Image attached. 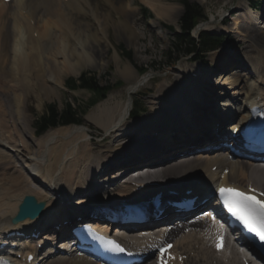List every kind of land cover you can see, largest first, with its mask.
I'll return each mask as SVG.
<instances>
[{
	"label": "bare ground",
	"instance_id": "obj_1",
	"mask_svg": "<svg viewBox=\"0 0 264 264\" xmlns=\"http://www.w3.org/2000/svg\"><path fill=\"white\" fill-rule=\"evenodd\" d=\"M62 1L63 0H14L10 4H5L4 0H0V40H5L4 49L6 53L2 56L8 62L6 66L7 71H3L7 76H14L16 71H20L25 67L27 69L30 65H35L39 67L38 76L44 79L47 78V75L50 73L47 72L45 66H41L40 56L43 58V55H40V50L39 47L36 46L37 41L35 42V40H43L44 43L45 40H51V50H54L56 47L54 40H60L58 43L59 48L54 51L64 59V65L60 69L59 67H52L54 68L52 69L53 74L56 73V78L52 81L58 87L61 84L60 81L63 75H74L78 77L83 68H95L91 60L90 62L92 65L88 63L90 57L86 51L83 50L81 53H78L79 51L77 52V47L74 46V43L72 45L68 42V40H76L77 45H80L82 49L86 48L83 41H80L84 40L81 33H71L75 28L72 23L74 16L71 14L76 11L78 12L77 17H80L81 14L79 11L82 9L80 6L82 4L84 8L88 0H84L83 3H81V0H69L68 5L62 3ZM29 2L31 3L30 8L27 6ZM108 2L112 4L113 7L116 5L113 0H108ZM143 2L155 11L159 17L170 21H175L180 18L183 13L182 8L178 4L164 5L158 0H143ZM38 3H40V7L45 5L44 11H39L41 13L38 17L40 20L37 19L38 22L40 21V23L43 24V28L45 29L43 30V34H40V37L36 36L37 38H35L32 31L28 29L29 27L31 28V26L27 25L31 24L23 17V12L28 8L31 11L33 8L37 9L36 5ZM115 9H117V11L127 10V8L122 5ZM3 11L6 13L3 14ZM224 14L225 12H220V16L224 17ZM53 15H57L56 22L58 25H66L67 29H69L65 33H62L60 37L50 30V26L55 22L53 18L47 19V17H53ZM70 16H72V19ZM232 17L228 16L224 18L223 21L226 22L227 19L229 20V18ZM22 25L25 29H23ZM75 25H77V23H75ZM203 26L208 27V23H204ZM241 27L242 31L248 34V38L258 49V52L264 54V36L260 35L255 29H252L248 25ZM27 47L29 48V53L26 52ZM44 51L46 52V50ZM54 51L52 54H56ZM72 57H74L75 62L71 61ZM224 59L225 58L218 57L214 58V61L218 63L217 65L220 63V66L228 65L226 59ZM220 60L223 62H220ZM250 67L255 71L258 77L253 80L254 83L250 87H248V85L246 86V90L248 91V103L242 107L239 113L234 114L224 111L223 114H220L211 112V109L208 108L210 105H202V101H204L205 97H203L202 92L200 93L195 90L196 83H191V86L194 87L188 88L187 90L184 87H188L187 85L189 84L182 83L184 84L182 89H172L177 88V86L170 87L172 90L170 88H164L162 89L161 95L157 94L155 90L156 99L160 101L158 103L159 108L156 107L153 116L143 122L145 124L143 126L147 127L146 129L135 126H125L124 130H118L132 112L133 96L150 80L149 74L138 77L136 73H132V67L130 65L126 66V81L129 84L126 90L128 101L124 104L116 103L115 105H102L98 107L97 115L102 124V128L108 132L113 131V138L117 140V142H122L121 138L126 140L123 144H129L128 146H134L136 144L133 143V139L128 141V137H133L135 139L132 135L135 134L133 132L136 128L143 129V131H158L162 133V135L159 139L155 136H148L143 139L139 138L140 141L138 143L143 145L141 151L143 157L127 165L125 170L114 172L113 176L109 178H107V176L103 178V185L95 182L98 180L96 177L100 175L101 172L103 173V170L107 173L109 169H115V165L126 162L125 160L128 158L133 156V158L137 157L135 153L126 156H115L108 164L103 163L100 166L97 165V172L94 176H90V167L92 165L89 161L84 160V158H88V156H86L87 153H79L80 144L83 142L84 145H87L85 143L88 141L86 138L89 134V130L84 129V127H65L51 133L49 132L50 134H46L43 138L37 140V146L40 147L39 153H37L39 154L38 156L34 154H27L28 156L22 154V152L29 148V144L27 141H24L22 136L20 137V134L18 135L19 143L22 142L21 144L24 145L23 151H20L23 148H19L22 146H18L16 143L14 145L11 139H7L4 132L1 131L5 139H2L3 136L0 135V158L2 159L1 161L4 162V165L0 162V238L2 236L6 237V234L20 229L26 231L28 235H32L34 230L38 228V230H41L51 225L64 224V221L73 218L72 214L75 212L77 216L86 217V215H88L87 211L82 207H86L87 204L94 205V203L97 202L109 204L112 203L113 200L119 203L122 199L138 203L160 192L179 190L180 188L184 189L191 186L195 187L200 180L199 175L201 173L205 174V182L207 181V183L228 184L245 188L252 186L264 191V162H262V159H259V162L252 160L248 161L244 158H235L234 161H231L228 159L230 152L224 148L225 145L214 147L216 142H225L226 139L224 137L227 134L225 125H229L228 128H231L230 131L234 129L239 130L241 124H246L247 121H249L250 116L257 117L259 114L264 113V111H261V109H264V62L254 61L251 63ZM198 68L199 66L197 65L195 66V70H190L189 72H193L192 74L196 75V77L204 78ZM184 75L187 76L186 74ZM189 75L190 74H188V76ZM234 76L236 77L233 79L228 77L230 79L228 85L231 87V90L236 88L239 89L240 85L238 84V80L242 77L241 74L237 75L236 73H234ZM49 80H51V78H49ZM14 82L16 88L17 85L18 88L22 86L20 84L21 81L19 82L17 78ZM41 85L47 90L48 86L46 87L43 82H41ZM49 92L47 91V93ZM211 94L212 92L208 93L206 96L210 97ZM238 97L235 98V101ZM2 100H4L3 97L0 101ZM20 103V98L14 96L13 105L11 104V106H13L17 114L18 122L16 123L18 126L22 124V121H19L22 116ZM155 104L156 103H152V105ZM4 108L7 109V106ZM196 112L201 116L199 121L194 119V116L197 115ZM202 112L205 113L202 114ZM3 119L4 118H1L0 126L3 125ZM233 120H235V122H233ZM123 132H125L126 135H123ZM169 134H171L170 137L166 136ZM29 136L32 138L33 135L29 134ZM227 142H230L229 145L233 143L232 140ZM60 143L62 145H60ZM162 143L164 144L162 145ZM70 144H72V147L69 149L65 148L63 152L61 148ZM158 145L162 146L157 147V149L149 150V147L156 148ZM29 149H31V146ZM198 149H206L207 152L198 155L178 157L180 154L193 152ZM77 156H83V158L75 161V165H73ZM53 157L54 159H52ZM171 161L175 163H170ZM20 163L23 165L21 166L22 168L18 169L17 164ZM71 165L73 168L70 167ZM141 165L145 166L139 168L138 171L133 172V174H127L128 172H126V170L129 171L131 168L141 167ZM8 166L11 168H8ZM214 167H217V171L215 172H213ZM26 169L29 170L31 174H28ZM226 170L229 171L228 175L222 176ZM124 174H127V177L131 176L133 179H135V177L145 179L135 180L134 182H140L142 184L157 182L161 186L159 188H147L144 192L133 194L132 186H129L131 183L127 185H125L126 183L123 185L119 183L123 180L121 176ZM32 176L38 178L39 181H34ZM104 182L110 184L109 188L108 186L105 187L108 183L104 184ZM98 187L100 188L99 190ZM101 188L102 190L106 188H108V190L112 189L113 192L102 191V193H97V196L85 200L87 196L93 192H99ZM203 192L204 189H199V187H197L193 195H200ZM59 195H61L62 198L58 199ZM26 196L35 197L38 202L45 203V209L34 221L26 219L14 225L11 223V220L16 215L19 205ZM203 197H206V195L204 194ZM166 209L167 207H163L161 211H165ZM204 209H206L205 205ZM211 210L212 209L209 208V210L204 213L189 217L185 213H179L174 223H171L172 220H165L167 219V217H165L159 228L160 233L158 237L155 239H143V242L139 243L136 240H129L130 249L142 250L143 254L148 255V258L142 264H155L152 249L149 247L153 243L161 242V244H164L167 242H174L176 248H178L188 244L192 245L193 242H198L201 246L198 250V256L192 260L190 264H214L215 262L216 264H225L223 260L218 259L219 255L214 252L213 241H210L213 250L210 252L208 247L202 242L204 239H211L214 230L220 226L218 219L211 215ZM77 218L78 217H75V224H82V222L79 223ZM173 225L175 228L172 229L171 232H168V226ZM102 227L106 231L109 230L107 226ZM186 230L190 232L187 234L185 233ZM19 232L22 233V231ZM115 232L118 233V230ZM55 234L57 236L51 234L50 236L45 235L44 238L53 243V241L56 240V238L53 239V237H60L58 236L60 233ZM17 239L18 238H14L9 241L14 243L15 241L17 242ZM23 244L24 243H20L18 246L22 247ZM26 244V247H23L25 248L24 250L16 252L17 256L24 255V253L27 255L35 254L36 251H39L34 241L32 244L31 242ZM231 248L232 245L230 246V249ZM56 252L49 247L42 255H37L38 259L36 263L101 264L89 256L77 252L73 243L68 240L62 241L60 245L57 246ZM233 252L236 254L235 259L237 261L244 255V253L235 251L234 249ZM230 261L232 262L235 260L231 259ZM236 263L239 264L238 262Z\"/></svg>",
	"mask_w": 264,
	"mask_h": 264
},
{
	"label": "rangeland",
	"instance_id": "obj_2",
	"mask_svg": "<svg viewBox=\"0 0 264 264\" xmlns=\"http://www.w3.org/2000/svg\"><path fill=\"white\" fill-rule=\"evenodd\" d=\"M83 1L84 0H81V3H83ZM158 1L164 5H180L183 16L184 9L180 2L181 0ZM187 1L191 4H197L204 10L207 16V20L198 25L199 31L195 32L194 30L191 35L197 39L202 32L206 31L216 37L221 38L222 40H225L224 45H222L220 49L211 52L204 60L201 61H195V59L199 57L195 54L177 55L178 58L176 55L170 57V51L172 50V42L175 34L165 30L164 26L172 27L176 32L180 31L179 27L182 16H180V18L176 19L175 21H170L159 17L155 11H153L147 4L143 2V0H113V2L117 5L114 7L108 2V0H88L84 8L80 3V7L82 8H80L81 10L79 11L81 14L80 17H77L78 12L76 11L71 14L74 16V20L72 19V16H70V18L72 19L73 27H75L74 31L71 33L74 34L80 32L84 39L80 41H83V43L86 45V48L82 49L80 45H77L76 40H68V42L72 45L74 43V46L77 47V52L79 51L78 53H81L83 50L86 51L90 57L88 63L91 65L93 63V66L95 67L92 69L83 68L80 74L88 73L90 76H95L101 87H115L107 95L105 100H100L93 107L87 108L86 114L84 115L85 124L83 127L89 130V134L86 138L88 141L85 143L87 145H84L82 142L79 146V153H87L86 156H88V158H84V160L89 161L92 165L90 167V176H94L97 172V165L100 166L103 163L108 164L115 156H126L132 153L141 152L143 145L138 143L140 141L139 138L143 139L148 136H155L159 139L161 135L158 133H144L142 129H138L147 128L142 127L145 125L143 122L153 116L156 107L159 108L158 103L160 101L156 99V94L154 93L155 90L157 94L161 95L162 89L164 88L177 86V88L172 89L179 90L180 88L182 89L184 87V84H189L187 85L188 87H184L187 90L188 88L194 87L191 86V83L194 82L196 83L195 90L200 93L202 92L203 97H205L204 101H202V105L208 104L210 105L208 108L211 109V112L220 114H223L224 111L234 114L239 113L241 112L240 110L242 107L248 103V91L246 90V86L248 85V87H250L254 83L253 80L257 79L258 77V75L254 73L256 77H254V79L251 78L253 74L251 73L250 65L254 61L264 62V54L262 52H258V49L248 38V34L242 31L241 26L248 25L252 29H255L260 35L264 36V14H262L264 9V0ZM253 3L260 4L261 12L250 9V5ZM121 5L126 7L127 10L117 11V9H115ZM27 6L30 8L31 3L29 2ZM77 6L79 7L78 3ZM36 7L37 9L33 8L32 11L28 8L23 12V17L26 19V21L28 19L26 18L25 13L28 11V13H31L32 15L36 29L34 30L32 25L28 24L27 26H31V28L29 27L28 29L29 31H32L35 38H37L36 36L40 37V34H43V30L45 29L43 28V24L40 23V21H37V19L40 20V18H38L41 14L39 11H44L45 5L40 7V3H38ZM143 9H147L148 13L146 14ZM221 11L225 12L224 17L220 16ZM4 13L6 12L3 11V14ZM228 16L233 17L229 18V20L227 19L226 22L223 21V19L227 18ZM56 17L57 15H53V17L49 16L47 19H54L55 23L50 26V30L52 33H55L58 35V37H60L62 33H65L69 29H67L66 25H58L56 22ZM75 23H77V25H75ZM204 23H208V27H204ZM22 27L25 29L23 25ZM4 41L5 40H0V99H2V97L4 99L0 101V121L1 118H4L2 122L3 125L0 126V135L3 136V138L1 137L2 139H5L4 135L1 133V131H3L7 139H11L14 145L16 143V145L22 146L19 148L23 149L19 150L23 151L24 145L21 144L22 142L19 143L18 135L20 134V137L22 136L24 141L28 142V147L30 148L31 146V149L25 148L26 151L22 152V154H34L35 156H38L39 154L37 153H39L38 151L40 147L37 146V140L43 138L46 134H50L51 132L63 128L58 127L56 129L49 130L41 136L35 134V122L39 116L45 113L46 107L48 105H53L56 106L58 110L62 111L66 104H71L73 108L80 111L82 109H86V105L89 103V101L97 97L87 90L80 89L78 91H69L65 84L68 79H78V77L74 75H63L59 87L56 86L52 81L54 78H56V73L53 74L52 69L58 67L60 69L64 65V59L58 55L56 51H54L59 48L58 43L60 40H54V44L56 46L54 50H51L50 47L51 40H45L46 44L43 40H35V42L37 41L36 46L39 47L40 55H43V58L40 56L41 66H45L47 72L50 73L47 75L46 79L38 76L39 67L35 65H30L27 69L25 67L20 71H16L14 76H7L6 73L3 72L7 71L6 66L8 65V62L2 56L6 53L4 49ZM28 49L29 48L27 47V53H29ZM44 50H46V52ZM53 51L56 54H52ZM122 52H130L132 56V62L128 61ZM218 57L225 58L228 65L220 66V63L217 65L218 63L214 61V58ZM71 61L75 62L74 57L71 58ZM220 62L223 61L220 60ZM129 65L132 67V73H136L138 77L142 76L138 74L137 70H147L146 74L151 76L150 80L133 96L132 113L134 112V106L142 107L146 110V112L139 119H127L122 125L123 127L121 126L118 129L124 130L125 126L138 127L133 132L135 134L132 135L135 137V139L133 137H128V141L131 139L134 140L133 143H136L134 146L123 144L126 142V140L122 138V142H117V140L113 138V131L108 132L102 128V124L97 115L98 107L102 105L109 106L115 105L116 103L124 104L128 101L126 90L129 84L126 81L127 78L125 67ZM197 65L199 66L198 69L204 78L196 77L192 74L193 72H189L190 70H195V66ZM237 72L242 75L240 80H238V84L240 86L239 89L236 88L231 90V87L228 85V81L230 80L228 77L233 79L236 77L234 76V73L238 75ZM188 74L190 75L188 76ZM16 78L19 82L21 81L20 84L23 86L22 87L20 85V90L18 85L16 88V84L14 82ZM49 78H51V80H49ZM41 82H43L46 87L48 86L47 90L44 89V87L41 85ZM116 86L118 87L116 88ZM47 91L50 92L47 93ZM211 92V96L207 97L206 95ZM14 96L19 97L21 101L20 104L22 116L19 120L20 122L22 121V124L20 123L21 126H18L16 123L18 122V117L15 110L13 109V106H11ZM236 97L238 98L235 101ZM152 103H156L157 105H152ZM6 106L7 109L4 108ZM196 114L197 115L194 116V119L199 121L201 116L197 112ZM235 120H233V122H235ZM73 126L71 125L70 127ZM29 134L33 135L32 138L29 136ZM123 135H126L125 132H123ZM166 136L170 137L171 134ZM60 145L62 144L60 143ZM159 146L160 145L156 146V148ZM71 147L72 144L63 146L61 149H63L62 151L64 152L65 148L69 149ZM196 152H188L185 155L194 154ZM54 157L52 159H54ZM81 158H83V156H77L73 165H75V161ZM1 160L2 159L0 158L1 164L4 165V162ZM172 161L170 163H173ZM17 165L19 169V167L22 168L21 166L23 164L20 163ZM70 167H72V165ZM8 168L11 167L8 166ZM119 170H122V168L119 166H117L116 169L110 170L111 172L108 171L105 173L103 170V173L101 172V174L96 177L98 180L95 182L101 183L100 185H102L103 178L106 176L109 178L110 176H113L114 172ZM134 170H136V168H133L130 171L132 172ZM106 186L108 185H105V187ZM54 238L55 237H53V239ZM56 243H59V241H54L53 244H48V247L55 250L57 249ZM190 255L192 256L193 253L189 251L188 256Z\"/></svg>",
	"mask_w": 264,
	"mask_h": 264
},
{
	"label": "trees",
	"instance_id": "obj_3",
	"mask_svg": "<svg viewBox=\"0 0 264 264\" xmlns=\"http://www.w3.org/2000/svg\"><path fill=\"white\" fill-rule=\"evenodd\" d=\"M181 3L184 5L185 9V13L181 19L182 32L175 35L172 51H170V57L173 55L177 56L198 53L204 58L209 52L218 49L224 40L206 32L201 34L200 40L198 41L192 38L191 32L201 21L206 19L204 10L197 4H191L187 0H181ZM254 7L258 8L257 5H254ZM169 29L173 31V28ZM125 56L130 60L132 59L131 53L129 52H125ZM140 73H145V70H141ZM66 85L73 91L79 89L88 90L97 98L89 101L86 105V109L80 111L73 108L71 104H66L62 111L58 110L56 106H49L47 108V113L41 116L36 122V131L39 135L45 133L49 129L61 125L82 124V117L86 113L87 108L92 107L98 101L105 99L107 94L115 88L101 87L97 78L95 76H90L88 73H83L78 80L69 79L66 82ZM118 86H116V88ZM139 112L140 111L137 110L136 114Z\"/></svg>",
	"mask_w": 264,
	"mask_h": 264
},
{
	"label": "water",
	"instance_id": "obj_4",
	"mask_svg": "<svg viewBox=\"0 0 264 264\" xmlns=\"http://www.w3.org/2000/svg\"><path fill=\"white\" fill-rule=\"evenodd\" d=\"M44 203H38L34 197H26L20 206V211L13 223H18L25 219H36L44 209Z\"/></svg>",
	"mask_w": 264,
	"mask_h": 264
}]
</instances>
